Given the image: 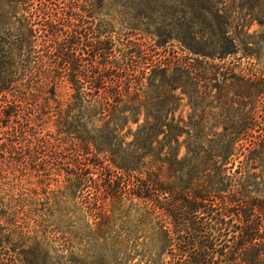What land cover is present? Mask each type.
<instances>
[{"label": "trees", "instance_id": "1", "mask_svg": "<svg viewBox=\"0 0 264 264\" xmlns=\"http://www.w3.org/2000/svg\"><path fill=\"white\" fill-rule=\"evenodd\" d=\"M103 1L0 0V251L16 264H83L90 250L98 264H264V192L250 189L264 66L214 64L243 50L231 24L243 11L262 23L264 0H181L183 58L160 30L165 3L115 5L120 34L116 18L100 29ZM34 184H59L58 198Z\"/></svg>", "mask_w": 264, "mask_h": 264}, {"label": "rangeland", "instance_id": "2", "mask_svg": "<svg viewBox=\"0 0 264 264\" xmlns=\"http://www.w3.org/2000/svg\"><path fill=\"white\" fill-rule=\"evenodd\" d=\"M128 0H104L103 1V6L99 11L97 12L98 16V25L100 26V29H103L107 24L111 23L110 18H116L118 21H113L111 25L115 28L117 32L120 34L126 33V25L124 21H122V17L120 15L122 14L123 10L121 9L122 7L117 8V4H125ZM162 2L165 3V14L168 16L166 17L165 24L160 30L166 33H168V37H163V39H174L170 43L173 45V51H175L178 56L184 57L186 54L181 52L180 46L178 45L177 40H181L182 34V26L183 23H186L188 15L186 14V11L182 8L181 0H151V5L156 8L157 4ZM246 11H243L240 13V15L235 16V22L231 24L234 28H236V37L238 40H240L243 44L242 51L238 53L234 57H226L222 62H218L217 60L214 61V64H222L224 63L225 66H229L231 63L232 65H238L239 68H242L244 71L248 72L251 69L254 68V63L255 60H258L260 64L264 66V9L263 12L261 11V20L263 21L262 23H258V21H254L251 18H249L247 15H245ZM157 17L155 14L153 15ZM170 16V17H169ZM211 17L208 16V20L210 22H213L212 19L209 20ZM121 19V21H119ZM201 19H198L196 25L198 30L201 29L203 25L200 23ZM181 26V27H180ZM159 27V26H157ZM208 31V30H207ZM165 33V34H166ZM167 36V35H166ZM134 40H138L139 42H146L148 45H153L154 42H157V38H152V37H147L145 34H142L141 32H135L134 33ZM154 40V41H153ZM208 50H212V47H209ZM255 58V59H254ZM198 102V101H197ZM193 115V110H192V105H190L189 100L185 97H183V100L180 103V107L178 111L176 112V117H179L183 120H187L189 116ZM206 119L210 120L212 119L211 116H207ZM143 120L142 117H140V122L141 123ZM137 128V124L129 123L124 127L123 134L125 136V141H130L131 140V135ZM182 140V138L180 139ZM185 154V149L182 147L180 151V156ZM185 173V172H184ZM259 174L260 178L257 180L258 186L252 185L251 186V191H254L255 188H258L260 191L264 192V168L263 169H258V170H251L250 174ZM45 185V184H43ZM48 189L47 192L44 194H41L43 192V189H41L43 186L40 184H34V186L37 187V194L36 198L40 199L41 201H45V198H53L56 199L58 198L56 196V190L57 186L59 184H47ZM62 185V184H61ZM35 187V188H36ZM34 188V189H35ZM255 192V191H254ZM250 193V197H255V195L260 194V193ZM41 194V195H40ZM52 199V201H53ZM96 251H86L83 253V255H76V258H80V261L83 262V264H98L97 263V256H96ZM34 257L31 256L32 258H35L31 263L29 264H39L37 263V256L33 255ZM50 259L53 258V254L50 253L49 255ZM137 260L133 261V264H135ZM53 260L50 261V264H52ZM0 264H16L12 258H11V253L9 252L8 247L0 251Z\"/></svg>", "mask_w": 264, "mask_h": 264}]
</instances>
